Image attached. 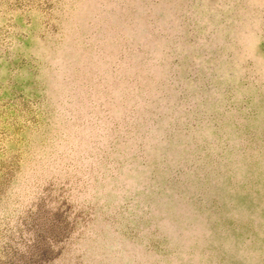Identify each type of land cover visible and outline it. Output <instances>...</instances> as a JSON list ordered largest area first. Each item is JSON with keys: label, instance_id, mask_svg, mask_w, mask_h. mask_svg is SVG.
<instances>
[{"label": "rangeland", "instance_id": "1", "mask_svg": "<svg viewBox=\"0 0 264 264\" xmlns=\"http://www.w3.org/2000/svg\"><path fill=\"white\" fill-rule=\"evenodd\" d=\"M0 264H264V0H0Z\"/></svg>", "mask_w": 264, "mask_h": 264}]
</instances>
